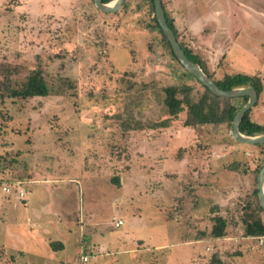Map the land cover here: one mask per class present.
<instances>
[{"label":"rangeland","instance_id":"obj_1","mask_svg":"<svg viewBox=\"0 0 264 264\" xmlns=\"http://www.w3.org/2000/svg\"><path fill=\"white\" fill-rule=\"evenodd\" d=\"M130 1L104 14L94 0H0V84L42 67L51 87L22 99L0 85V191H34L29 209L0 195V264H73L92 233L132 228L151 236L150 264H264V235H245L243 223L251 212L264 219L255 192L264 145H240L233 122L186 125V105L170 116L165 87L203 88L152 27L151 0ZM197 2L193 22L168 10L179 40L213 79L238 71L264 81V0H231L225 28L212 0ZM250 117L264 123V90ZM49 192H75L72 206L56 215ZM215 215L226 234L202 236ZM59 240L65 248L50 249Z\"/></svg>","mask_w":264,"mask_h":264},{"label":"trees","instance_id":"obj_2","mask_svg":"<svg viewBox=\"0 0 264 264\" xmlns=\"http://www.w3.org/2000/svg\"><path fill=\"white\" fill-rule=\"evenodd\" d=\"M90 1L93 2V0ZM103 1L110 2L112 0ZM129 1L130 0H125L123 4L124 8L128 6ZM165 1L166 0H162V3L165 9L167 21L172 27V29L175 31V34L179 40V33L174 24L173 18H171L169 15V12L167 10V2ZM151 3L152 11L155 13L154 0H151ZM96 9L97 11H100V9ZM102 13L108 14V12L105 11H102ZM152 27L156 28L163 34L165 43L168 46L171 54L174 55V57L177 59L169 39L167 38L166 34L164 33L163 29L157 21L156 14H154ZM180 43L188 57L193 61L199 63L201 67L205 70V72L209 76L213 77V74L209 70L207 64L208 62H205L203 59H201L198 54L193 53V51L189 47H187L182 41H180ZM214 80L222 89L225 90H229L235 87L253 86L257 89L259 97L264 90V81L259 74L231 72L225 73L222 78ZM11 82L12 81L7 76L4 85L2 86L3 82L0 84L2 89L4 90L2 96L19 97L22 99H27L34 96H48L51 94V87L47 82L42 67H36L30 70V72L19 83H15L12 85ZM198 82L203 88L199 92H194L195 87L189 84L183 86L171 85L164 88V105L166 106V109L169 112L170 116H177L184 109V105L187 106L188 114L186 118V125L195 126L207 123H232L237 111L242 106L236 104L234 102V99L239 98L243 99L246 102L248 101L247 96L226 97L217 95L213 93L210 88L203 84L200 80H198ZM180 93L182 94V96H179ZM250 112L251 108L245 113L243 117V120L240 124L241 131L246 135L264 134V124L252 119L250 117ZM168 122V119H164L161 122V125L165 126L168 124ZM258 145H264V143H259ZM236 168L237 167H233V170H236ZM255 192H258V188L255 189ZM258 208L260 210H264L261 205H259ZM213 220L214 224L212 225L210 232L208 234L203 233L202 236L222 237L226 234V218L221 215H215L213 217ZM243 223L245 225V235H264V219L261 215H257L255 212H251L248 215L244 216ZM51 245L55 250L63 248V243L61 241L52 242ZM213 262L219 264H226L222 260L215 258L213 259Z\"/></svg>","mask_w":264,"mask_h":264},{"label":"crops","instance_id":"obj_3","mask_svg":"<svg viewBox=\"0 0 264 264\" xmlns=\"http://www.w3.org/2000/svg\"><path fill=\"white\" fill-rule=\"evenodd\" d=\"M166 1L168 4L167 10L169 11L172 10L175 14L179 12L180 15H182V17L185 18V20L189 22H193L195 20L194 18H196V16H198L199 14L203 15L202 8L200 7L199 2H197L198 0H194L195 3L191 2V0H166ZM212 2H213V5L216 6V9L214 10V13H215L214 16L217 15V19H218L217 21L220 22L219 26L220 27L222 26L225 28L228 20L231 19V0H212ZM221 30H223V33H221V35L223 36L228 35L226 34L225 29H221ZM235 72H238V71H235ZM251 74H256V73H251ZM238 143H240V145H246L245 143H242V142H238ZM233 147L236 149L237 146L231 145L232 149ZM238 147H240L239 148L240 150L244 149V151H246V148L244 146H238ZM246 153L247 152H245V154ZM243 158L245 159L244 156ZM42 182L44 181H40V182L30 181L31 184H38ZM52 186L53 185L49 187H52ZM31 192H34V191L30 190L26 192V195L24 197H21L18 192H12V191L6 192L2 188V192L0 191V195L4 193L2 195L12 196L14 197L13 199L19 198V199L25 200L27 201V205L29 209V207L31 208L32 200L30 201V197L28 199L27 196H28V193L30 194ZM68 194H71L74 196L75 192H49V195H50L49 197L51 199L50 204H54V205L58 204L57 207H59L56 211L57 212L56 215H59L62 213V209L64 206H67L68 204L71 205L68 200ZM57 196H61L59 200H57L56 198ZM34 214L39 215L37 211ZM35 223H36V226H39L38 221H35ZM104 226H100L99 227L100 230H105ZM106 229L108 230V228ZM30 237L31 239L37 238L34 235H30ZM149 240L151 241V236L149 235L145 237L138 236L134 233L133 228L130 229V231L127 230L121 234L118 233L116 235L113 234V232H111L110 235L105 234V233L102 234L101 232H94L92 233L91 241L89 240V242L86 244L80 243V246L78 245V247L81 248V253H80L79 258L76 259L77 262H74L73 264H141L142 261H144L142 262V264H150L149 262L152 261L153 256L144 255L145 251H146V254H148L147 251H149V248L147 247V244L149 243L147 241ZM199 241L200 240L196 242H199ZM61 242L63 243V248L57 249V250H63L65 248V243L63 241ZM50 249L54 250L53 247ZM83 256H88V260L84 261ZM51 257L52 255L50 256V258ZM221 259L222 261H224L223 258ZM165 264H166V261H165Z\"/></svg>","mask_w":264,"mask_h":264},{"label":"water","instance_id":"obj_4","mask_svg":"<svg viewBox=\"0 0 264 264\" xmlns=\"http://www.w3.org/2000/svg\"><path fill=\"white\" fill-rule=\"evenodd\" d=\"M125 0H112L104 2L103 0H94L95 5L105 12H116L124 4ZM155 14L158 23L169 39L172 49L179 60V62L191 73H193L198 80L210 88V90L220 96L238 97L247 96L248 101L242 105L237 111L232 123V136L235 140L242 143L259 144L264 143V134L246 135L240 129V124L245 113L253 107L259 99L258 91L253 86L235 87L229 90L222 89L217 82L209 76L201 65L188 57L180 41L178 40L175 31L169 25L162 0H154ZM258 197L262 208L264 209V164L258 173Z\"/></svg>","mask_w":264,"mask_h":264},{"label":"built area","instance_id":"obj_5","mask_svg":"<svg viewBox=\"0 0 264 264\" xmlns=\"http://www.w3.org/2000/svg\"><path fill=\"white\" fill-rule=\"evenodd\" d=\"M3 190L6 191V192H11V188H10V186H8V185H4V186H3ZM18 193H19V195H20L21 197H24V196L26 195V191H25L24 188H19V189H18ZM121 224H123V220H122V219H119V220L117 221V226H119V225H121ZM83 260H84V261L88 260V256H83Z\"/></svg>","mask_w":264,"mask_h":264}]
</instances>
